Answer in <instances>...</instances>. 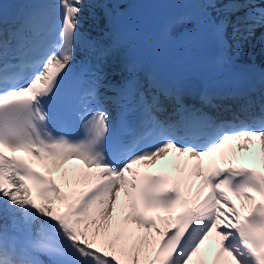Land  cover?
Here are the masks:
<instances>
[{
    "label": "snow or ice",
    "instance_id": "snow-or-ice-1",
    "mask_svg": "<svg viewBox=\"0 0 264 264\" xmlns=\"http://www.w3.org/2000/svg\"><path fill=\"white\" fill-rule=\"evenodd\" d=\"M101 2L111 11L124 6ZM198 4L199 13L170 19L162 44L178 41L195 51L211 34L222 48L229 24L240 38L264 25V0ZM84 7V0H36L11 18L0 10V264H264V171L232 166L257 140L264 164V102L258 114L243 106L226 109L230 118L221 119L186 104L155 75L142 82L134 61L125 65L126 76L110 80L92 53L107 58L112 46L81 30ZM78 49L83 59L74 71ZM200 102L212 105V94L202 93ZM61 112L76 114L83 135L52 130ZM170 153L186 157L185 169L191 162L190 175L139 170ZM213 153L226 166L205 169ZM71 160L83 168L65 169L57 183L53 173ZM229 192L240 198L239 208ZM57 201L63 211L53 207ZM213 238L208 260L202 246Z\"/></svg>",
    "mask_w": 264,
    "mask_h": 264
},
{
    "label": "bare ground",
    "instance_id": "bare-ground-1",
    "mask_svg": "<svg viewBox=\"0 0 264 264\" xmlns=\"http://www.w3.org/2000/svg\"><path fill=\"white\" fill-rule=\"evenodd\" d=\"M134 2L135 0H122L124 6L111 11L110 8H106L103 5L101 0H84L85 7L81 16L82 27L89 32L98 33L104 28L107 20L114 18L120 13H126L129 11ZM109 11H111V15H107ZM215 15L216 13H213V16ZM226 35L227 40L222 49L227 56L233 60L241 62H264V28H261L259 24L256 25L254 32L248 35L247 38L235 37L230 24L227 26ZM237 158L264 167V164L261 163L259 145L253 149L251 147L250 153L239 154ZM165 166L168 167V165ZM68 169H72V167ZM193 181L191 194H195L197 187L199 186L197 178L193 177ZM61 185L64 187L63 184ZM231 199L239 208L241 202L240 198ZM53 207L57 211L64 210L59 201H57ZM242 213L244 212L242 211L241 214ZM158 223L163 227V224L160 221H158ZM215 248L216 241L214 238L205 242V245L202 246V250L205 253L206 259L211 260V253L214 252Z\"/></svg>",
    "mask_w": 264,
    "mask_h": 264
}]
</instances>
